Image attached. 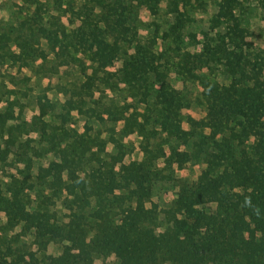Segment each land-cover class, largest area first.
I'll list each match as a JSON object with an SVG mask.
<instances>
[{"label":"trees","instance_id":"1","mask_svg":"<svg viewBox=\"0 0 264 264\" xmlns=\"http://www.w3.org/2000/svg\"><path fill=\"white\" fill-rule=\"evenodd\" d=\"M70 1H13L26 11L15 34L0 19V64L39 60L48 72L74 65L80 73L57 84L60 105L36 98L28 120L17 99L0 109V264H94L111 254L119 264H264V63L242 47L238 21L225 34L232 46L207 29L199 51L180 53L186 71L214 62L230 77L228 84L198 77L205 114L183 117L185 97L170 85L171 70L136 39L133 6ZM183 22L177 17L167 34L180 39ZM117 58L121 66L109 70ZM73 111L86 118L81 132L70 126ZM104 121L108 139L93 127ZM118 123L120 135L153 140L140 160L123 161ZM186 162L203 168L193 180L172 177L177 194L160 208L150 198L153 183ZM50 242L60 244L59 254L46 253Z\"/></svg>","mask_w":264,"mask_h":264},{"label":"rangeland","instance_id":"2","mask_svg":"<svg viewBox=\"0 0 264 264\" xmlns=\"http://www.w3.org/2000/svg\"><path fill=\"white\" fill-rule=\"evenodd\" d=\"M21 4V0H0V18L5 22L13 23L14 25H7V29L14 27L15 32L16 23L20 18H23L25 12L20 13L18 8L14 6V2ZM77 1V5L86 3L89 0H71L70 2ZM111 2V0H105ZM127 5H132V17L134 24V31L136 39L140 44L152 49L155 57L161 64L169 68L171 72L167 77L170 85L179 90L185 97V105L181 109L183 117L191 115L194 118H201L205 114V101L201 94V87L199 84L200 76L214 77L219 83L228 84L230 77L218 63H210L204 65L201 71H186L179 65L180 53L184 51H199L200 42L202 41V32L210 29L212 31H219L224 35L225 44L232 46L233 44L227 42L225 34L231 32L235 27L233 23H239V27L243 29L245 38L243 39L242 47L247 49L248 53H257L263 56L264 63V0H234L231 6L227 5L225 0H121ZM224 1V4L222 3ZM91 2V1H90ZM221 3L225 6L220 8ZM177 6V10H175ZM25 10V8H24ZM177 17L184 19L183 27L181 28L180 39H175L169 33L170 25ZM217 17L219 24H215L211 19ZM63 21L67 23L64 18ZM216 25V26H214ZM221 44V43H220ZM133 45V44H132ZM41 46L44 44L41 42ZM10 51H18L14 44L10 46ZM255 50L252 51L251 48ZM125 51L131 52L132 46L128 43L123 44ZM257 50V51H256ZM182 55V54H181ZM30 64V63H29ZM39 60L33 65L27 66H14L0 64V95L1 92L5 94L0 100V109H4L7 102L10 100H18V104L23 105V116L26 120L30 118L33 113H36L35 99L42 98L50 102H56L57 105L63 100V94L58 89V83H62L67 79L68 74L74 72L77 77L80 73L77 66L70 65L60 67L56 72H48L45 68H38ZM11 65V64H10ZM121 66V59L114 60L113 65L109 68L111 71H116ZM181 71V74L179 72ZM264 73V65H263ZM199 77V78H198ZM103 87V86H101ZM106 96H114L115 101L120 103L119 96L108 90L104 91ZM9 99V100H8ZM130 99H128L129 101ZM151 101V98L148 100ZM72 120L70 126L81 132L83 124L86 121L85 116L79 115L77 112H72ZM108 122L93 123L94 129H100L102 136L108 139L106 127ZM149 126V125H147ZM184 129L188 128L185 119L182 121ZM116 137L123 145L126 152L123 161L140 160L143 156L142 145L143 143H152L151 138H143L138 133H130L128 135H120L117 133L120 128V123L115 126ZM113 132V133H115ZM32 137H38L33 132L30 134ZM114 136V137H115ZM150 137V135H148ZM167 139L168 145L174 143L172 138L161 136L159 140ZM252 138L247 140L248 143ZM167 143L164 144V152L167 154ZM106 148L108 151H115L113 142L108 141ZM180 150L188 149L186 145H179ZM53 155L48 154L43 159H38L36 164H45L48 160L52 159ZM159 167H162V158L157 160ZM203 166L200 163L194 164L186 162L178 167L173 165L171 169H165V179L153 183L150 198L160 208H164L173 197L177 194V188L174 187L173 179L193 180L197 177ZM169 175V176H168ZM168 176V177H167ZM57 207L59 204L57 203ZM204 208L209 212H214L215 204L208 203ZM2 219L0 220V223ZM61 250V246L57 242H50L47 245L46 253L50 255H57ZM94 264H119V260L113 254L108 255L105 259L97 258Z\"/></svg>","mask_w":264,"mask_h":264},{"label":"crops","instance_id":"3","mask_svg":"<svg viewBox=\"0 0 264 264\" xmlns=\"http://www.w3.org/2000/svg\"><path fill=\"white\" fill-rule=\"evenodd\" d=\"M0 19H3V18H0Z\"/></svg>","mask_w":264,"mask_h":264}]
</instances>
